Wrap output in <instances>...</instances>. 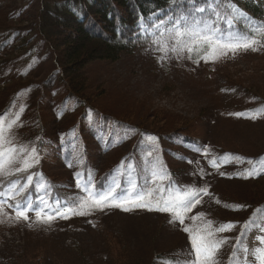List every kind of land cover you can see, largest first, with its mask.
Returning a JSON list of instances; mask_svg holds the SVG:
<instances>
[{
  "label": "rangeland",
  "instance_id": "1",
  "mask_svg": "<svg viewBox=\"0 0 264 264\" xmlns=\"http://www.w3.org/2000/svg\"><path fill=\"white\" fill-rule=\"evenodd\" d=\"M36 4L0 0V114L8 113L11 119L23 106L19 126L9 138L31 145L41 138L39 132L44 134L46 159L37 173L43 174L40 179L50 185V193L52 184L44 174L62 182L55 187L68 188L70 204L85 195L76 186L77 172L90 176L96 185L114 168L104 188L114 179L126 188L130 180L143 184L156 161L166 170L163 154L175 170L176 183L197 187L207 183L220 201L204 197L205 203L189 215L202 211L214 225L238 222L233 231L217 234L230 238L220 252L221 264H228L241 225L256 206L264 209V174L249 179L235 175L252 167L249 160L264 161V47L196 64L172 58L161 63L149 44L115 63L94 62L87 68V90L95 97L88 106L69 96L50 49L35 34ZM185 135L193 144L183 142ZM147 136L158 139L149 142ZM64 140L70 142L61 144ZM82 143L90 164L87 175L81 166ZM204 147L211 150L208 159L194 150ZM226 153L241 159L224 162L219 172L226 175L221 176L208 161ZM199 168L210 175L203 179L191 175ZM235 205L246 207L233 210ZM5 210L9 216L0 215V264H182L191 250L182 226L170 224L167 214L147 209L105 208L58 218L50 225L35 222L32 213L30 221L16 222L13 210ZM261 234L253 229L241 243L251 251L260 246L255 237Z\"/></svg>",
  "mask_w": 264,
  "mask_h": 264
},
{
  "label": "snow or ice",
  "instance_id": "2",
  "mask_svg": "<svg viewBox=\"0 0 264 264\" xmlns=\"http://www.w3.org/2000/svg\"><path fill=\"white\" fill-rule=\"evenodd\" d=\"M177 4L180 7H176ZM237 12L239 10L231 4L222 9L221 0H172V6L167 11H155L147 18L141 15L138 18L139 30L136 36L139 40L148 38L150 51L159 54L157 58L161 63L170 58L178 61L187 59L196 64L201 61L214 63L229 54L234 56L241 50L259 51L264 47V42L255 35L233 31L237 19L233 13ZM22 113L23 106L12 114L11 119H8V113L0 114V177L4 178L0 180V215L8 217L9 214L5 210L7 208L13 210L16 222L30 221L29 213H32L35 222L50 225L58 218L69 219L76 215H90L93 211H103L105 208H119L125 212L139 208L147 209L167 214L170 224L176 227L182 226V230L188 234L191 250L182 264H221V249L231 241L229 237H221L217 234L233 231L238 222L230 221L214 225V221L207 219L202 211L189 215L198 205L202 206L205 203L204 197H208L209 201L215 200L217 204L220 201L209 192L207 183L200 187L195 183L191 185L176 183L159 161L153 163L143 184L139 183V179L130 180L126 188L114 179L106 188L98 190L90 176L82 177V174L77 172L76 186L85 195L74 199L71 204L68 201L53 200L49 191L50 185L40 179L42 173L32 172L27 174L26 178L21 177L5 183L4 181L9 177L29 173L30 169L40 163L41 150L36 146V143L40 142L39 137L31 145L16 144L9 138L11 130L19 126ZM157 139L154 136H147L149 142ZM194 150L200 152L205 159L211 155L208 147ZM146 155L152 156L151 146ZM232 159L241 158L226 153L223 157L212 156L208 163L219 172L223 163L231 162ZM188 163L191 164L192 161L189 160ZM248 163L252 165L251 168H245L235 175L249 179L264 174V161L249 160ZM191 175L203 179L210 173L199 168ZM219 175L224 176L226 173L219 172ZM245 207V205H235L233 210H241ZM186 220L192 221V224H186ZM253 229L264 233V209H255L253 215L241 225L235 244H231L232 251L228 257V264H264V234L255 237L260 246L251 251L241 243V238ZM249 256L253 257V260H249ZM172 264H181V262L174 261Z\"/></svg>",
  "mask_w": 264,
  "mask_h": 264
},
{
  "label": "trees",
  "instance_id": "3",
  "mask_svg": "<svg viewBox=\"0 0 264 264\" xmlns=\"http://www.w3.org/2000/svg\"><path fill=\"white\" fill-rule=\"evenodd\" d=\"M35 1V34L50 49L54 65L62 75L60 82L69 96L88 106L94 103L95 98L87 90L88 66L94 62L115 63L122 55H131L145 48L150 41L137 38L138 18L141 15L147 18L158 10L167 11L172 6V0ZM230 1H246L251 11L260 17L264 15V11L250 3L251 0H221V8H227ZM235 29L243 32L233 27V31ZM71 33L76 39L70 38ZM64 34L65 37L62 36ZM186 142L191 143L192 140L187 137ZM38 148L43 150L42 140ZM102 184L103 181L99 183L100 186Z\"/></svg>",
  "mask_w": 264,
  "mask_h": 264
}]
</instances>
